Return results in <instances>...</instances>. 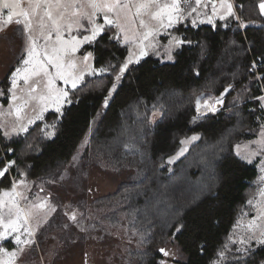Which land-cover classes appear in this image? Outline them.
<instances>
[{
  "label": "trees",
  "instance_id": "16d2710c",
  "mask_svg": "<svg viewBox=\"0 0 264 264\" xmlns=\"http://www.w3.org/2000/svg\"><path fill=\"white\" fill-rule=\"evenodd\" d=\"M234 3L243 5L236 7L239 20L180 24L174 32L184 43L173 61L149 56L132 65L90 137L88 154L116 170L136 173L100 205L116 204L110 216L116 224L125 216L139 242L129 251L137 264H159V249L168 243L181 248L182 264H215L255 188L257 165L244 161L236 147L257 139L264 126L258 99L264 96V17L259 0ZM129 51L115 28L108 27L82 52L93 54L98 71H107L87 77L71 92L63 112L49 113L46 123L11 138L0 131V169L14 162L0 179V192L21 172L36 182L63 175ZM9 80L10 75L0 82L7 94ZM225 89L223 108L197 120V101L217 99ZM192 136L199 140L169 167L181 141ZM226 261L263 264L264 245L248 258L229 252Z\"/></svg>",
  "mask_w": 264,
  "mask_h": 264
},
{
  "label": "rangeland",
  "instance_id": "374dc122",
  "mask_svg": "<svg viewBox=\"0 0 264 264\" xmlns=\"http://www.w3.org/2000/svg\"><path fill=\"white\" fill-rule=\"evenodd\" d=\"M129 2L134 11L139 30L137 35L140 37L136 36L130 40V51L125 62L130 55L133 62L128 64V68L119 82L114 80V83L117 84L116 90L121 85L128 69L145 58L152 56L170 62L167 59V52L170 50L173 57V53L183 44L176 45V39L181 40V38L174 32L180 24H189L194 27L214 25L221 20L220 16L225 14V9L221 7L220 2L213 3L211 0H201V4L197 5L195 0H181L180 19L172 26H168L166 16L156 18L154 14L160 7L169 4L171 0H159L158 4L141 8L139 13H137V9L141 3H144V0H129ZM231 3L234 6L235 16L238 17L234 0H231ZM213 5L216 9L215 13H213ZM19 7L18 11H25V7L29 9V19L19 30V34L23 35V39H25L22 42L26 43L23 50L27 51L31 47L30 38L34 39L37 53L34 60H43L45 63L48 62L43 56V52L46 50L49 55H52V49L60 46V41L56 39L57 33L52 30V21L45 14L46 7L51 11L53 19H57L63 14V18L59 19L62 26L60 35L63 40L71 41L72 37L82 39L83 36L90 35V30L94 26L102 25L104 31L97 36V40L105 33L107 27L111 26L103 19L104 15H107L114 22L112 25L118 28L116 16L104 13L99 4L94 8L90 0H60L59 4L52 0L47 5L41 3L34 12L32 7L35 5L30 6L29 0H21ZM193 8L195 9L194 12L192 11ZM21 17L24 20V17ZM85 17H90L91 20ZM209 17L212 18L213 23L208 22ZM228 19L235 18L228 17L221 21ZM193 20L196 21V24L192 23ZM28 23L31 24L30 30H26ZM68 24H71L70 30L67 28ZM4 25L9 26V24ZM50 30H52V35L48 38ZM95 41L79 45L74 53L69 51L67 55L60 54V62L63 65L60 71L69 81L73 77H82V79L77 80L75 89L71 87L70 82L65 83L64 80L60 79L56 67L52 64L48 65L47 73L41 72L39 76H30L27 82L19 79L17 87L11 92L8 90V94L6 93L7 89H4V92L0 89V92L3 93L0 95V131L3 135L11 138L25 134L35 125L46 123L49 113L63 112L66 106L70 104L67 101L70 100L71 92L80 88L87 77L100 73L94 66L93 54L91 53L92 55L88 60L84 59L88 53L82 54L83 48L95 43ZM1 49L3 50L0 52L1 61L4 58H11L13 51L10 50L9 45H6L5 48L1 47ZM141 49L147 52V55L141 56L137 62L136 58L140 56ZM22 58L23 52L17 56L14 63L15 68L10 70V77L16 68L31 67V65L23 63L25 59H28V56L23 61H21ZM72 63L75 64V67H70ZM3 64L6 65L3 72L5 74L9 62L6 63L5 61ZM49 78L53 81L52 85L48 83ZM9 81V89H11V79ZM61 90L67 91L68 97L58 101L57 96ZM116 90L111 93V96L108 94L107 106L103 103L89 132L83 139L75 159H72L68 169L57 181H31L25 173L21 172L18 177L12 176L9 186L0 192V215L4 217V223H7L10 218L15 219L19 216L22 218L21 223L25 225L18 233H12L6 239L0 240V249L6 250L0 251V264H7L9 261L11 264H137L136 261L129 258V251L138 247L139 242L137 236L129 232L125 216L120 215L117 219L119 222L116 224L114 219L110 217L117 209L116 204L100 205L101 201L105 202L108 197L116 195L122 185L133 181L136 173L134 170H116L107 166L97 156L87 152L92 132ZM13 95L16 99H12ZM5 100L8 101L7 105H5ZM216 100V98L200 100V110L196 119L199 120L209 114L218 113ZM261 101L264 105V100ZM208 106L214 107L215 111H211ZM17 108L20 109L19 113H17ZM29 121H33V123H29ZM22 128H27V131H21ZM197 140L185 139L184 141L187 143L182 145V148L185 149L183 155L177 158V153L171 157L173 158L172 162L168 161L167 165L171 167L184 157ZM237 146L239 147H236V153L238 152L242 159L247 157L252 161L251 163L256 164L259 175L255 181L253 193L248 199V201L252 200L253 203L247 202L246 207L242 210L226 244L225 258H219L215 264L226 263V255L229 252L238 253L241 257L248 258L258 246L264 245L258 243V241L264 240V194H262L264 193V126L261 127L257 139L240 143ZM86 153L88 154L87 157ZM252 153H256V155H252ZM243 160L247 162L246 159ZM6 166L7 172L10 173L11 163ZM2 177L0 176V179ZM9 209L12 212L11 217H9ZM74 213L75 220L71 219ZM250 223L257 226L250 230L248 228ZM2 230L0 229V231ZM29 232L31 233L30 236L28 235ZM17 235L22 241H31V243H16L15 236ZM241 240L248 241V243L241 244ZM238 248H247V254L242 255L237 251ZM164 249L169 253L168 256L162 255V260L166 264H182L184 262L181 248L178 245L168 243ZM12 253L15 255H11Z\"/></svg>",
  "mask_w": 264,
  "mask_h": 264
},
{
  "label": "snow or ice",
  "instance_id": "6c2138e0",
  "mask_svg": "<svg viewBox=\"0 0 264 264\" xmlns=\"http://www.w3.org/2000/svg\"><path fill=\"white\" fill-rule=\"evenodd\" d=\"M52 2V0H29V5H35V7H32V11L34 12L36 10V8H38L40 6L41 3H44L45 5L50 4ZM55 2L57 4L60 3V0H55ZM180 2L181 0H171V2L169 4H166L162 7H160L158 9V11L154 14L156 16V18H162V17H167L168 20V26H172L173 23L178 22L180 17H179V13L182 11L180 8ZM220 5L222 8L225 9V14L223 16H220L221 20L227 19L228 17H233L237 20H239V17L235 16V11H234V6L231 3V0H219ZM21 3V0H0V13L6 12V19L0 18V28H2L3 24H12L13 22H15L17 25H25V21H27L29 19V12L27 11H17L19 5ZM90 3L92 4V6L95 8L98 6L101 7V9L103 8H107L109 10H112L115 6L120 5L121 8H127V4H121V0H112L111 3H108L107 0H90ZM159 0H144V3H141L140 7L137 9V13H139L141 8H146L148 5L151 4H158ZM195 3L197 5L201 4V0H195ZM258 9L260 12V15L262 17H264V0H259L258 3ZM236 7L242 8L243 5H236ZM192 11L194 12L195 9L193 8ZM216 12L215 6L213 5V13ZM45 14L49 17V19H51L52 21V25H53V29L56 33V39L58 41H60V46L57 48H53L52 49V55H49L48 52L45 50L43 52V56L46 58L48 63H45L43 60H39L36 59L34 60V58L37 56L36 53V41L34 39L30 38V42H31V47L29 49H27V56L28 59H25L23 61V63L25 65H31V67H26L24 69L21 68H16L15 72L12 73V76L10 77L11 79V85L12 88L9 89V92L12 91V89H15L17 87V82L19 79H23L25 82L28 81V79L30 78V76H39L41 74V72L43 73H47L48 71V65L52 64L54 67H56L57 69V75L60 77L61 80H64L65 83H71V87L73 89H75L77 87V80L82 79V77H73L71 79V81H69V79L60 71V69L63 67L61 61V56L60 54L63 53L65 55H67V53L69 51L71 52H75L77 50V47L85 42H92L95 41L97 36L100 35L103 31H104V27L102 25H96L94 26L91 30H90V35L87 36H83L82 39H77L76 37H72L71 41H67V40H63L62 36L60 35V31H61V25L59 23V19L63 18V14H61V16L57 19H53L52 18V13L51 11L46 7L45 8ZM23 16L24 20H20V19H16L14 21V17H20ZM88 20H91L90 17H85ZM103 19L106 21V23L108 25H112L114 22L108 18L107 15L103 16ZM209 23H213L212 18L209 17ZM193 24H196V21L193 20L192 21ZM201 23H203V21H201ZM251 23H255L254 21ZM141 24H143V21H141ZM119 26V25H118ZM241 27H248L247 24H241ZM67 28L70 30L71 29V24L67 25ZM31 29V24L28 23L26 25V30H30ZM52 30H50L48 32V38L51 37L52 35ZM123 30V29H121ZM147 38V37H145ZM176 39V38H174ZM182 43H184V41L176 39V45L179 46ZM91 53H88L84 59L88 60L91 57ZM147 55V52H145L143 49H141L140 52V56H138L136 58V61L138 62L141 56H145ZM167 59L169 61H171L173 59L172 55H171V51L169 50L167 52ZM132 59H131V55L129 57V59L123 64L122 67H120L119 69V74L115 76V81L119 82L121 79V76L124 74L125 70L128 68V64L132 63ZM70 67H75V64L72 63L70 64ZM100 71H107V69H101ZM23 73V74H22ZM49 85L53 84V81L51 78H49L48 81ZM117 88V84L113 83L112 88L109 90V96H111V93L113 91H115ZM225 91L227 92L228 89H225ZM0 95H3L2 92H0ZM68 97V92L61 90V92L58 94L57 96V100L59 101V99L62 98H67ZM12 99H16V97L13 95ZM258 99L264 100V97H260ZM68 103H71L70 100L67 101ZM217 103H221V101L219 100V98H217ZM104 104L105 106H107L108 104V97H105L104 99ZM197 104H199V101H197ZM207 106V105H206ZM210 107L211 111H215L214 107L208 106ZM262 107H264V105H262ZM20 109L17 108V113H19ZM57 111H59V108H57ZM29 123H33V121H29ZM21 131H27V128H22ZM7 135V134H6ZM49 135H54V133H49ZM191 141H195L197 139H199L198 136H192L190 138H188ZM182 144L187 143V141H181ZM239 147V146H237ZM185 151V149H181L180 152H178L177 154V158L180 155H183V152ZM237 155H239V153L237 152ZM252 155H256V153H252ZM75 159V157L73 158ZM173 158H170L169 162H172ZM243 159H246L248 163H251L252 161L250 159H248L247 157H243ZM14 163V162H11ZM7 172V166L3 169H0V176H4ZM14 189V186H13ZM6 195L8 193H5ZM264 194V193H262ZM249 204H252V200L248 201ZM12 212L11 209H9V217H11ZM21 217L17 216L15 219H9L7 223H4V217L2 215H0V229H3L2 231H0V240H4L7 237L11 236L12 233H18L20 231V229L22 227H24L25 225L23 223H21ZM26 220V218H24ZM71 219L75 220L76 216L75 213L72 215ZM255 219V218H254ZM257 225H254L253 223H250L248 225V228L251 230L254 227H256ZM182 227V226H181ZM181 229L177 228V232H179ZM28 235L30 236L31 233L29 232ZM15 241L18 244L21 243H31V241H22L20 239V236L17 235L15 236ZM241 244H247L248 241L245 240H241L240 241ZM258 243L264 244V240L258 241ZM0 251H6L4 249H0ZM238 252H240L242 255H246L248 249L247 248H238L237 249ZM159 252L164 255V256H168L169 253L167 250L161 248L159 249ZM11 255H15V253H12ZM218 256L220 259H224L225 258V252L224 251H220L218 253ZM7 264H11V261L7 262ZM159 264H166L165 261H160Z\"/></svg>",
  "mask_w": 264,
  "mask_h": 264
},
{
  "label": "crops",
  "instance_id": "0c3cea01",
  "mask_svg": "<svg viewBox=\"0 0 264 264\" xmlns=\"http://www.w3.org/2000/svg\"><path fill=\"white\" fill-rule=\"evenodd\" d=\"M108 3H111L112 0H107ZM121 4H127V8H121L120 5L115 6L112 10H109L107 8H103V12L108 14V15H113L116 16V22H117V26L115 25H111L108 27H114L115 30L116 28L118 29L119 33L117 32V34L121 37V39L123 40L124 44H127L130 47V40H132L133 37H140V35H137V33L139 32L138 28H137V23H136V19H135V14L134 11L132 9V6L129 2V0H121ZM20 9V7H18L17 11ZM25 11L29 12V9L27 7H25ZM6 14V12L0 13V18L2 14ZM236 15V14H235ZM16 19H20L23 20V18L20 17H14V21ZM231 20V19H228ZM227 20V21H228ZM221 21V20H219ZM22 25H17L15 22L10 24L9 26L4 25L2 28H0V52H3L2 48H5L6 45L10 46V50L13 51V54L11 56V58H4L1 61V55H0V78H2L0 80V82H2L7 76H9L10 70H12L13 68H15V60L17 59V56L19 54H21L23 52V58L21 61H23L25 59V57L27 56V51L24 49L23 47L25 46L26 43H23L22 41H25V39H23V35L19 34V30L22 28ZM107 27V28H108ZM123 29V30H121ZM117 31V30H116ZM25 33L27 34L26 30ZM28 37V35H27ZM6 59V60H5ZM9 62V64L7 65V71L5 72V74H3L5 66L3 63Z\"/></svg>",
  "mask_w": 264,
  "mask_h": 264
},
{
  "label": "built area",
  "instance_id": "2783aa9c",
  "mask_svg": "<svg viewBox=\"0 0 264 264\" xmlns=\"http://www.w3.org/2000/svg\"><path fill=\"white\" fill-rule=\"evenodd\" d=\"M211 2H213V3H217V2H219V0H211ZM1 18L6 19V14H5V13L2 14ZM228 91H229V89H228ZM228 91H227V92H228ZM227 92L223 93V94L219 97V100L221 101V103H218V106H216V108L218 107L219 111H220V110L223 108V106H224V97H225V95H226ZM216 101H217V100H216ZM216 101H215V102H216ZM215 102H213V103H215ZM216 104H217V103H216Z\"/></svg>",
  "mask_w": 264,
  "mask_h": 264
}]
</instances>
